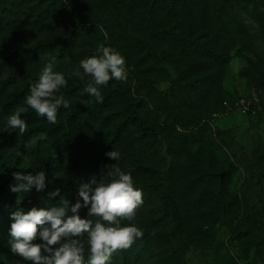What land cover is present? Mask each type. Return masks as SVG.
I'll list each match as a JSON object with an SVG mask.
<instances>
[{"label":"rangeland","instance_id":"1","mask_svg":"<svg viewBox=\"0 0 264 264\" xmlns=\"http://www.w3.org/2000/svg\"><path fill=\"white\" fill-rule=\"evenodd\" d=\"M108 1L93 0L105 17L112 14ZM235 1L237 33L213 44L216 62L203 59V69L185 80L192 82L188 100L181 92L180 98L169 95L176 74L172 57L160 70L147 67L150 59L138 61L143 52H131L125 60L127 80L113 79L101 86L102 95L109 88L117 92L100 103L84 93L86 85L79 77L71 75L81 61L31 59L27 51L10 50L66 34L73 14L69 0H57L61 9L39 27L16 26L0 32V62L9 59L0 63V187L14 172L45 173L41 191L14 193L10 186L18 181L13 178L0 193V264H31L10 251V214L18 208H48L64 197L69 201L66 215H73L71 206L77 201L83 204L81 197L71 200L73 185L80 188L93 177L109 182L111 177L103 169L117 162L106 156L112 150L119 152L120 171L131 175L143 198L134 220H124L122 226L135 225L143 236L115 253L110 264H264V0ZM37 3L28 0L24 5ZM219 5V0L211 3L215 18ZM51 17L55 19L49 21ZM214 25L218 32L220 26ZM97 27L99 33L77 34L67 52L88 44L109 47L105 29L102 24ZM223 52L228 58L224 65L220 64ZM198 59L186 57L176 66L184 68ZM49 62L65 75L67 86L57 95H63L70 107L58 110L55 124L29 109L21 114L27 124L24 134L19 135L18 129L6 131L8 117L26 107L31 87ZM138 97L139 104L133 106ZM133 113L141 116L140 124L132 119ZM37 137L34 146L26 147ZM173 157L177 160L173 187L182 224L171 199L157 185L158 170L173 165ZM251 159L258 166L251 165ZM210 165L213 173L206 178ZM77 169L83 175L73 177ZM56 189L60 196L50 197ZM87 211L82 207L79 215L87 218ZM82 239L86 241L87 234ZM88 259L85 243L84 264Z\"/></svg>","mask_w":264,"mask_h":264},{"label":"trees","instance_id":"2","mask_svg":"<svg viewBox=\"0 0 264 264\" xmlns=\"http://www.w3.org/2000/svg\"><path fill=\"white\" fill-rule=\"evenodd\" d=\"M0 1L3 3L0 4V32L3 31V33L14 29L16 26L39 27L46 22V18L61 9V7H56L57 0H38L39 3L32 7L28 4L24 5L28 0ZM59 1L62 3V0ZM102 1L105 2V0ZM108 2L112 14L105 17V11L96 10L93 0H69L73 14L68 18L70 30L66 34L33 42L26 48H21L19 45L10 47V50L27 51L31 59H37L38 56H49L57 61L66 59L67 64L76 60L82 61L95 56L100 48L88 44L81 45L80 51L67 52V50L74 47L76 35L81 31L96 34L99 33L97 25L102 24L109 37V48L121 54L125 60L129 59L131 52L135 55L143 52L138 61L141 63L143 60L150 59L147 67H156V69L161 70L166 59L172 57L176 74L175 80L168 87L169 95L172 96V99H176L177 97L180 98L178 94L181 92L184 99L188 100V87L192 82L185 80H188L191 75L193 76L196 71L203 69V59L216 62L215 59L218 58V55L213 53V44L219 42L221 38L229 40L237 33L234 28L237 19L235 6L237 1L235 0H219L217 19L210 9L213 0H109ZM53 19L55 18L51 17L49 21ZM215 22L220 26L218 32L213 29ZM190 56L199 59L186 64L184 68L176 66L181 60ZM151 58H153V63H151ZM227 59V53L223 52L220 56V64L224 65ZM7 60L9 59L6 58L0 63L3 64ZM210 76L211 84H213L215 78L213 75ZM88 81L89 79L85 78L82 86H85ZM115 92L117 90L109 88L102 96L109 98L114 96ZM139 102L140 98L138 97L133 106L138 105ZM137 114L131 115V117L140 124L142 118ZM185 119V117L182 118L183 124L181 125L185 126ZM119 130L118 132L121 133L122 130ZM81 154L80 152L77 153V162L81 161ZM176 162V157H173V165L158 170L157 185L171 199L175 214L182 224L183 216L178 211L179 204L173 187ZM121 164L122 160L119 159L112 167L104 168L103 172H109L114 168L121 170ZM251 165L258 166L255 159H251ZM211 167L212 165L206 170V178H209L213 173ZM77 175L82 176L83 174L77 169L73 177ZM12 180L13 174L3 182L0 193L4 192ZM71 182L76 183L73 179ZM72 191L71 200L75 202L76 198L79 197V188L74 184ZM181 226L179 225L180 228Z\"/></svg>","mask_w":264,"mask_h":264},{"label":"clouds","instance_id":"3","mask_svg":"<svg viewBox=\"0 0 264 264\" xmlns=\"http://www.w3.org/2000/svg\"><path fill=\"white\" fill-rule=\"evenodd\" d=\"M99 56H93L80 62V67L71 75L82 81L91 79L84 88V93L103 102L101 86L111 80H127L126 62L115 50L101 46ZM82 69V71H81ZM67 86L65 75L53 70L49 62L40 78L26 97V107L19 108L7 119L6 131L18 129L22 135L27 131V124L21 118L29 109L41 117H46L51 124L57 122V113L61 107L69 108L70 102L63 95H57L62 87ZM37 138L29 145L34 146ZM106 156L114 161L120 159L119 152L112 150ZM109 182H98L95 177L89 183L81 184L78 195L83 204L77 201L71 206L73 215H66L69 201L61 197L59 203L48 208L32 207L25 211L18 208L10 214L11 225L8 244L10 251L31 264H84L85 243L89 248L88 264H110L113 255L127 250L136 239L142 238L143 232L135 225L122 226V221L134 220L137 210L143 204L142 191L134 187L130 174L114 168L108 172ZM17 184L10 186L14 193H30L33 188L41 191L45 188V173L35 175L14 172ZM50 197L60 196V190L49 193ZM87 208V218L79 215V210ZM94 218V219H92ZM87 234V239L82 238Z\"/></svg>","mask_w":264,"mask_h":264},{"label":"water","instance_id":"4","mask_svg":"<svg viewBox=\"0 0 264 264\" xmlns=\"http://www.w3.org/2000/svg\"><path fill=\"white\" fill-rule=\"evenodd\" d=\"M223 175H224V173H223V174H221V175H220V177H222Z\"/></svg>","mask_w":264,"mask_h":264}]
</instances>
